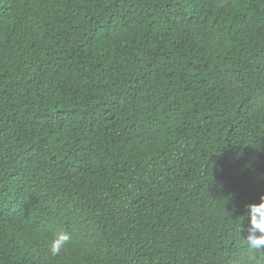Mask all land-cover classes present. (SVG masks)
<instances>
[{
	"label": "trees",
	"instance_id": "trees-1",
	"mask_svg": "<svg viewBox=\"0 0 264 264\" xmlns=\"http://www.w3.org/2000/svg\"><path fill=\"white\" fill-rule=\"evenodd\" d=\"M262 195L264 0H0V264H264Z\"/></svg>",
	"mask_w": 264,
	"mask_h": 264
},
{
	"label": "clouds",
	"instance_id": "clouds-1",
	"mask_svg": "<svg viewBox=\"0 0 264 264\" xmlns=\"http://www.w3.org/2000/svg\"><path fill=\"white\" fill-rule=\"evenodd\" d=\"M242 223L239 225L240 238L249 252L264 253V195L260 196L258 204L245 206V215L241 216ZM247 222L246 230L242 225ZM246 231V235H241ZM72 237L70 234L60 232L50 242L47 253L51 258H57L69 245Z\"/></svg>",
	"mask_w": 264,
	"mask_h": 264
}]
</instances>
